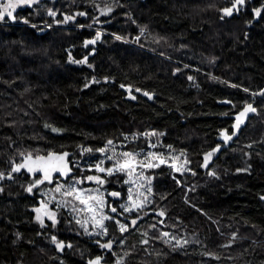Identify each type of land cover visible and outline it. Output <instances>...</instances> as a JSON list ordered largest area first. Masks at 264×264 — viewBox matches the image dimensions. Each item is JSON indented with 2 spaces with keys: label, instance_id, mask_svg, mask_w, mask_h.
Here are the masks:
<instances>
[{
  "label": "trees",
  "instance_id": "1",
  "mask_svg": "<svg viewBox=\"0 0 264 264\" xmlns=\"http://www.w3.org/2000/svg\"><path fill=\"white\" fill-rule=\"evenodd\" d=\"M64 1L69 7L59 21L69 16L66 23L85 26L97 16L95 0ZM231 3L103 0L112 9L100 19L105 29L128 39L145 30L142 44L172 61L85 29L32 27L23 19L42 21L29 17L30 9L13 22L21 26L0 23V173L9 175L28 153L69 151L73 164L82 149L98 150L109 140L126 144L147 131L165 134L163 144L201 161L219 145L208 169L190 166L193 172L178 180L167 168L153 172L163 193H155L153 211L137 222L135 235L115 236L113 246L121 245V256L128 251L126 258L105 264H264V4L225 16ZM86 40L95 43L86 47ZM85 56L86 63H76ZM175 62L227 84L198 75L192 85L195 72ZM248 104L257 113L234 143L225 142L221 131L231 134L233 117ZM141 142L130 144L138 150ZM36 178L0 179V264H84L80 256L53 249L51 259L45 252L40 231H55L36 220L41 198L36 188L26 191ZM160 218L167 227L150 229ZM67 223L62 216L58 240L76 239ZM164 230L183 242L170 243Z\"/></svg>",
  "mask_w": 264,
  "mask_h": 264
},
{
  "label": "rangeland",
  "instance_id": "2",
  "mask_svg": "<svg viewBox=\"0 0 264 264\" xmlns=\"http://www.w3.org/2000/svg\"><path fill=\"white\" fill-rule=\"evenodd\" d=\"M79 3H86L91 4L92 0H77ZM97 2V6L92 7L93 11L97 16L93 20L92 23L88 25H77L73 24L70 25L66 23L65 21H59L56 22L55 19H53V16H50L48 13L49 11H53L56 14H66L65 10H67L68 2L67 1H59L56 3H42L41 6L36 7L34 10H31L32 13L29 17H31L33 20L36 21H42L38 23H27L30 26L33 27L35 25V28L41 27L44 29H52V28H59V29H77V30H89L93 31L94 33L104 34L113 37L116 39L117 34L112 33L111 31L105 29V26L103 23H101L100 19L104 16V14H101V9H106L108 7L103 6V0H95ZM44 19V20H43ZM47 21V22H44ZM5 25H20L21 24H14L10 21H3L0 22ZM22 25H25L22 23ZM146 36V31L143 30L139 35L134 36L132 39L123 38L121 36V39H117L119 41H122L124 43H127L129 45H132L134 48L142 50L146 53L152 54V56L161 57L167 60L172 61L168 56L157 52L154 49H151L149 47H146L142 44V39ZM139 38V39H137ZM176 64L182 65L185 69H190L195 72V76L192 78V85L196 83L198 85V75H203L208 77L209 79L218 81L220 83H226L224 79L219 78L217 76L208 74L207 72L201 71L197 67H191L186 63H177ZM230 85V84H229ZM233 86V85H231ZM237 88V87H236ZM244 91V90H242ZM246 94H249L252 96V99H259V96L255 93L244 91ZM130 93V92H129ZM137 134L133 135V138L130 139V141L126 144H117L113 143L112 145L106 144L105 148L106 152L101 153L98 150H92V152H86L84 151L81 154L80 159L73 160V166L75 169L80 171V174L71 178L67 182H63L60 179L53 180V183L49 184L44 183L41 185H38L35 187L37 189L38 195L41 199H44L48 201L50 209L56 211L57 213V219L58 223L53 227L51 225V221H49L46 217L42 218L44 219L45 227H41V229L47 230L48 228L53 229L49 230L48 233H42V230L40 231V236L44 237L43 241H45V247L46 251L51 254V259L53 256L52 250L54 249L52 247V236L55 235L58 237L57 229L60 227V223L62 222V216L64 219L67 220L66 228H69L72 232V237L76 238L74 239V243L76 245H82L84 239L90 238V239H100L102 241L108 240V235H111L110 239L112 240V248L113 245L116 243L115 238L118 239L115 232L114 225L119 227L118 224L115 223V220H119L121 223L128 226L127 230L123 233H129L132 232V235H135L133 232V228L137 227V224L135 226H131V220L136 219L137 222L142 220L145 217V214H148V212L153 211L151 208L155 205V193L160 192V194L163 193V190L159 189L160 181L161 179H158L155 175H153L154 171H157L161 168H167L172 172L173 178L178 180V175L185 174L190 175L193 170H191L190 166H202L204 169H208L210 164L209 160L207 162V167H204V160H196L195 158H191L190 156H185L183 154L184 150L177 151L173 147V145H165L162 143L163 135L165 134H159L152 131H147L143 134H140V136H136ZM140 139H142V148L138 150H134L133 146H131L130 143L137 144L139 143ZM115 152V156H113V153ZM122 152H131L135 154V159L133 161L135 167L131 175L128 174V170L125 169L123 171L119 170L118 168L114 167V164L116 163L117 159H119L121 162L125 159L124 157L120 156ZM108 156H113L112 160L107 159ZM101 160L104 161L103 164H101V167L104 168H113V174L108 175L107 172L104 173H98L95 171V165L99 163ZM161 160L164 162L161 163ZM185 160H187L189 163L185 164ZM151 163L154 165L153 167H147V165ZM175 164L177 167L181 168V171H176V168L172 167V165ZM213 170H216L213 169ZM90 173V174H88ZM89 175H97L100 176L103 180V184H97L95 181H88L86 179ZM76 180H82V183L76 184ZM127 181V183H125ZM58 184H63L65 188H67L69 185L78 187L80 189L85 190V195L91 193L92 195H100L101 198L104 200V205L101 209L98 210L97 215H108L110 217H113L114 219H109L103 221L104 225L107 227L108 231L106 234L102 233V230L99 227H93L92 222L90 221L86 227L88 228V232H85L84 229L76 223L77 219H86L90 217V213L87 212H81L78 209L83 207L79 204L77 200H74L72 197H64L61 196L59 193L55 191ZM181 185V184H180ZM151 188L152 191L148 192L147 189ZM132 190V195L134 199L139 198V200L144 201V209L137 213L135 210L131 213L124 212L122 205H128L130 201L128 200V194L129 189ZM116 191L119 192L121 195L119 197H112L110 195L111 192ZM41 193H44L45 195L42 196ZM143 193V196L140 194ZM190 195V192L188 190L186 197ZM55 196L56 201H59L61 203L60 207H56V202L52 201L51 197ZM144 197H147L146 200H144ZM187 199V198H186ZM64 201H68V203L65 205ZM40 205V204H39ZM73 205L76 206V211H73ZM156 206L159 208L158 204ZM39 207V206H37ZM115 207L117 209L116 213H113L111 209ZM156 221V222H155ZM153 223L149 224L150 229H157L161 231V228L167 227V225L163 222L161 223L162 219L155 220ZM155 225V227H153ZM97 233H100L99 235ZM165 233V230L163 231V234ZM175 239L174 241H170L167 239L170 243H175L177 240H180L181 238H177L176 235L173 236ZM183 242V240H180ZM121 243V242H120ZM55 250V249H54ZM119 251L122 254V247L119 245ZM124 253L129 254L128 251L124 250ZM120 254L116 255L115 260L119 259L123 261L125 255L122 256ZM72 255V254H71ZM76 256H81L80 251L75 252ZM118 262V261H117Z\"/></svg>",
  "mask_w": 264,
  "mask_h": 264
},
{
  "label": "snow or ice",
  "instance_id": "3",
  "mask_svg": "<svg viewBox=\"0 0 264 264\" xmlns=\"http://www.w3.org/2000/svg\"><path fill=\"white\" fill-rule=\"evenodd\" d=\"M37 3V0H7V3H0V22L6 21L7 19H10L12 21H16L18 19V17L16 15H14V13H16L17 8L21 7V6H28L31 7L33 4ZM245 3V0H233V5L232 7H226L224 9H222V12L224 13L225 16H231L233 14V9H236L237 11L238 6H241ZM112 11V9L110 7L106 8V9H101V14H105L110 13ZM50 16H55L56 13L53 11H49L48 13ZM255 14L257 16H260L261 12L259 9L255 10ZM78 15H86V13L80 12L78 13ZM72 19V17L69 16H65L64 20L68 21ZM23 23L27 24L29 23V21L27 19H23ZM33 27H35V25H33ZM100 38V34L97 33L96 39ZM116 39H121V37L117 36ZM139 39V38H137ZM95 40H86L84 42L85 46L87 47V45L89 44H94ZM87 62V57L85 56L83 61H76V63H86ZM177 71H179V69H177ZM189 79L191 80L192 77H189ZM121 87H124L123 85H121ZM233 87H236L235 85H233ZM137 91H140L139 89H137ZM244 91H248V89H244ZM145 96H149V94L147 92L144 93ZM260 95H264V92L260 93ZM133 99H135V97H132ZM151 98V97H149ZM225 103H231L230 101H225ZM256 109L251 105L248 104L241 112H239V114H237L235 116V123L233 125V128L235 131H233L231 134H229L228 130H222L221 131V136L223 137L224 141L227 142L229 140L232 139V136H234L236 134V132L239 130L240 124L243 122L244 118H246L247 114L249 112H255ZM53 131H57L56 129H53ZM108 145H112L113 141L109 140L107 142ZM249 147H251V145H249ZM219 150V145L217 146V148L213 149L211 152H208L205 154L204 157V167H207V162L209 157L212 155L213 152L218 151ZM86 151V152H92L91 148L88 149H82V153ZM99 152L101 153H105L106 149L105 148H100L98 149ZM23 155V154H22ZM115 152L113 153V156H115ZM69 156L68 152H63L60 154H57L55 152H49L46 156L45 155H36L33 156L32 153H28L26 156H24V159L21 163L19 164H15L14 167L11 169L12 172H19L21 169H26L29 173H32L35 175V173L40 172L43 174V178H36L34 179V182L32 184H30L26 191L28 193H32L33 189L35 187H37L38 185L44 184L45 181H47L49 184L53 183V173L59 172L61 175H63L65 178H67L71 172V168H70V162L66 159ZM113 156H108L107 159L112 160ZM120 156L124 157L125 159L121 162L119 159H117L116 163L114 164L115 168H118L119 170L123 171L125 169L128 170V174L131 175L133 170H134V159H135V154L131 153V152H122L120 154ZM164 161L161 160V163H163ZM104 161L101 160L99 163H97L95 165V171L98 173H104L107 172L108 175H112L113 174V168H104L101 167V164H103ZM189 163L187 160H185V164ZM154 165H152L151 163H149L147 165V167H153ZM172 167L176 168V171H181V168L177 167L175 164L172 165ZM4 178V174L0 173V179ZM13 177L11 175L8 176V179H12ZM86 179L88 181H95L97 184H103L104 180L97 175H89L86 177ZM82 180H76L75 183L79 184L82 183ZM179 183V181H177ZM125 183H127V181H125ZM3 189L0 188V192H2ZM55 191L57 193H59L61 196L64 197H72L74 200H77L79 202L80 205H82L83 207H81L80 209H78L81 212H87L90 213V217L86 218V219H77L76 223L78 225H80L85 232H88V228L86 227V225L89 224V222H92L93 227H99L102 230V233L106 234L108 229L107 227L104 225L103 221L105 220H109V219H114L113 217H110L108 215H97V212L99 209H101L104 205V200L101 198L100 195H92L91 193L85 195V190L80 189L78 187H74L69 185L67 188H65V186L63 184H58ZM148 192H151L152 189L149 187L147 189ZM42 196H44V193H41ZM110 195L112 197H119L121 194L119 192L113 191L110 193ZM141 196H143V193L140 194ZM262 199H264V197H261ZM52 201L56 202V207H60L61 203L59 201H56L55 196L51 197ZM147 197H144V200H146ZM128 200L130 201V203L128 205H122L124 212H128L131 213L134 210L139 213L140 211H142L144 209V201L139 200V198L134 199L133 195H132V190L131 188L129 189V194H128ZM68 203V201H64V204L66 205ZM73 211H76V206L73 205ZM33 211L36 213V220L40 223L41 227H45V223H44V219L43 217H46L49 221H51V225L54 227L59 221L57 219V213L56 211L50 209L49 207V203L48 201L41 199L40 201V206L37 208H34ZM111 211L113 213L117 212V209L115 207H113L111 209ZM158 215L160 216H164V212L161 211L158 213ZM115 223L119 225V229L121 231V233L125 232L128 228L127 225L121 223L119 220H115ZM161 223H163V221H161ZM137 224V220L136 219H132L131 220V226H135ZM153 227H155V225H153ZM98 235L100 233H97ZM163 235L168 236V233H164ZM173 239H175L173 237ZM52 241L53 243L56 244L57 249L59 250H63V248L65 247V245L63 244V242L61 241H57V238L55 236L52 237ZM148 241L145 240L144 243H147ZM97 243H99V241H97ZM177 244L180 243V241H176ZM185 243H187V241H185ZM68 247H71V245H67ZM101 248H105L108 250L112 249V242L108 241L104 244L100 245ZM102 261V257L101 256H96V258L94 260H89L88 264H101Z\"/></svg>",
  "mask_w": 264,
  "mask_h": 264
},
{
  "label": "flooded vegetation",
  "instance_id": "4",
  "mask_svg": "<svg viewBox=\"0 0 264 264\" xmlns=\"http://www.w3.org/2000/svg\"><path fill=\"white\" fill-rule=\"evenodd\" d=\"M45 1L50 2V3H56L59 0H56V1H53V2L49 1V0H37V3L33 4L31 7L21 6V7L17 8L16 13H14V15L18 16V15H20L23 12V10H26V9L34 10L37 6L41 5ZM2 2L4 4H6L7 0H2ZM263 4H264L263 0H245V3L243 5L238 6V9H239L238 11L236 9H233V14L231 16L232 17H236V16H239L241 13H245L249 6L250 7H259V6L263 5ZM232 5H233V0H232V3H231L230 7H232ZM253 10L255 12V10H257V8L256 9L254 8ZM53 19H55L56 22H59V19H60L59 15L56 14L53 17ZM38 202L40 203V201H38ZM114 228H115V232H116L117 236L122 237V233H121L119 227L114 225ZM117 231H118V233H117ZM53 236H55V235H53ZM110 238H111V235H108V240L107 241H102L100 239L94 240V239L86 238V239H84L82 245H76L73 242L74 240L73 241H70V240L66 241L65 240L67 245L70 244L71 247L67 246L65 248V250H64V254L66 255L68 253L70 256H71V254L73 256H75L76 250L80 251V254H81L82 258H84L83 259L84 264H88L89 260H94L96 258V256H98V255L102 257L101 264H105L107 261L112 262V263L113 262L116 263L118 261L117 263H119L121 260H119V259L115 260L116 255L121 253L119 250H116L114 247L111 250H108V249L100 247L101 244H104V243H106L108 241L112 242L113 239H110ZM58 241H61V240H58ZM97 241H99V243H97ZM52 247L55 249V252L57 253L56 244L53 243V241H52Z\"/></svg>",
  "mask_w": 264,
  "mask_h": 264
},
{
  "label": "water",
  "instance_id": "5",
  "mask_svg": "<svg viewBox=\"0 0 264 264\" xmlns=\"http://www.w3.org/2000/svg\"><path fill=\"white\" fill-rule=\"evenodd\" d=\"M49 1H56V0H49ZM12 21V20H11ZM12 22H15V21H12ZM103 37V34H100V38H102ZM151 98H153L154 96L153 95H151L150 96ZM254 108H255V106L253 105V104H251ZM256 109V108H255ZM257 113V109H256V111L255 112H249L248 114H247V116H246V118H244V120H243V122L240 124V127H239V130L236 132V134L234 135V136H232V139L231 140H229V143H234L239 137H240V135H241V133H242V131L244 130V129H246V127L248 126V124H249V122H250V120H251V118L255 115ZM239 114V113H238ZM237 115V114H236ZM235 115V116H236ZM235 116L233 117V119H234V123H235ZM235 131V130H234ZM226 146H228V144H226ZM225 146V147H226ZM221 150H223V149H221ZM65 152H68L69 153V156L66 158L69 162H70V168H71V172H70V174H69V176L67 177V178H65L63 175H61L59 172H56V173H53V180L54 179H60V180H62L63 182H67L68 180H70L71 178H73V177H75L76 176V171H75V169H74V166H73V164H72V161H71V159H72V153L71 152H69V151H65ZM57 154H60V153H63V152H56ZM26 174V175H28L29 177H32V178H35V177H41V178H43V174L42 173H40V172H37V173H35V175L34 174H32V173H29L26 169H21L19 172H12L11 171V173L9 174V175H11L12 177H15V176H21L22 174ZM9 175H4V178L3 179H1V181H5V180H11V179H8V176ZM39 201H41V200H39ZM169 235L168 236H165L167 239H169L170 241H174L173 239H171V233H168ZM57 238V237H56ZM57 241H58V238H57ZM61 242H63V244L65 245V247L63 248V250L61 251V250H59V249H57V247H56V251H57V253L59 254V255H64V250H65V248L67 247V243L65 242V241H61Z\"/></svg>",
  "mask_w": 264,
  "mask_h": 264
},
{
  "label": "bare ground",
  "instance_id": "6",
  "mask_svg": "<svg viewBox=\"0 0 264 264\" xmlns=\"http://www.w3.org/2000/svg\"><path fill=\"white\" fill-rule=\"evenodd\" d=\"M58 257V256H57ZM63 258V257H62Z\"/></svg>",
  "mask_w": 264,
  "mask_h": 264
},
{
  "label": "built area",
  "instance_id": "7",
  "mask_svg": "<svg viewBox=\"0 0 264 264\" xmlns=\"http://www.w3.org/2000/svg\"><path fill=\"white\" fill-rule=\"evenodd\" d=\"M195 85V84H194Z\"/></svg>",
  "mask_w": 264,
  "mask_h": 264
}]
</instances>
